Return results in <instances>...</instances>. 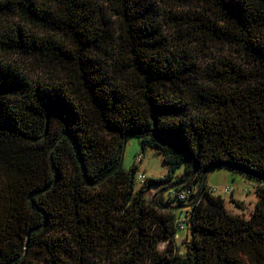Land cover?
Here are the masks:
<instances>
[{
	"label": "trees",
	"instance_id": "obj_1",
	"mask_svg": "<svg viewBox=\"0 0 264 264\" xmlns=\"http://www.w3.org/2000/svg\"><path fill=\"white\" fill-rule=\"evenodd\" d=\"M216 167L258 181L249 217ZM0 264H264V0H0Z\"/></svg>",
	"mask_w": 264,
	"mask_h": 264
},
{
	"label": "rangeland",
	"instance_id": "obj_2",
	"mask_svg": "<svg viewBox=\"0 0 264 264\" xmlns=\"http://www.w3.org/2000/svg\"><path fill=\"white\" fill-rule=\"evenodd\" d=\"M17 62H20L19 59ZM26 63L29 65V62L26 61ZM54 127L56 128V126ZM140 154L142 157L141 160H138ZM135 163L138 165L137 176L139 174H144L145 178H159L167 173V167L163 162L162 156L151 148L142 149L140 139L134 135H130L123 152L122 165L125 169H129ZM180 173L181 170L177 172V174ZM205 183L211 190H213L214 194L220 195L224 199L225 207L228 212L232 214H242L246 217L250 216L257 201L255 190L258 186V181L255 177L228 168L216 167L206 173ZM226 188L229 189L225 192ZM156 189L158 188H150L147 197L154 199L157 202L162 198L163 201L161 200L159 202L160 205H162L161 202L168 201V193L165 191H156ZM164 211L167 212L168 210L164 209ZM186 211L187 209L182 208L180 213L182 218L185 217ZM178 236H176V242L180 247L179 251L183 252L182 240L186 237L190 238V231L184 227L179 230ZM160 246L163 247L164 243H160Z\"/></svg>",
	"mask_w": 264,
	"mask_h": 264
},
{
	"label": "built area",
	"instance_id": "obj_3",
	"mask_svg": "<svg viewBox=\"0 0 264 264\" xmlns=\"http://www.w3.org/2000/svg\"><path fill=\"white\" fill-rule=\"evenodd\" d=\"M142 155L140 154L138 156V160H141ZM145 180L144 174H139L138 175V181L141 183ZM229 188L225 189V192L228 191ZM192 191V188L187 184L186 186L183 187V189L179 192H177V195L179 198H185L190 192Z\"/></svg>",
	"mask_w": 264,
	"mask_h": 264
}]
</instances>
